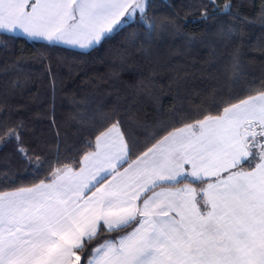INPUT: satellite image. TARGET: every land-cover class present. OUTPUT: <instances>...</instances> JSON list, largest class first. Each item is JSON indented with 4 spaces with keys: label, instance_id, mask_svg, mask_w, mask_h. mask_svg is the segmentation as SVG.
I'll return each instance as SVG.
<instances>
[{
    "label": "snow or ice",
    "instance_id": "1",
    "mask_svg": "<svg viewBox=\"0 0 264 264\" xmlns=\"http://www.w3.org/2000/svg\"><path fill=\"white\" fill-rule=\"evenodd\" d=\"M154 7L151 0H0V35L90 50L135 23L140 31L126 39H140L147 53L160 32L182 27ZM199 7L203 20L210 7L231 17L219 27L229 39L264 26V0L251 17L232 11V0L222 10L217 0ZM227 70L241 78L239 46ZM177 122L141 145L113 113L73 154L61 159L57 151L54 160L24 147L22 120L0 124V145L15 141L31 174L46 173L24 184L0 172V264H264V81Z\"/></svg>",
    "mask_w": 264,
    "mask_h": 264
},
{
    "label": "trees",
    "instance_id": "2",
    "mask_svg": "<svg viewBox=\"0 0 264 264\" xmlns=\"http://www.w3.org/2000/svg\"><path fill=\"white\" fill-rule=\"evenodd\" d=\"M151 2L158 17L182 27L179 33L160 32L147 53L139 50L140 39L134 44L126 39L140 31L135 23L89 51L0 35V124L22 120L25 148L46 160H54L59 151L64 159L104 116L116 113L144 145L152 135L159 138L173 126L181 127L179 116L197 107L211 109L230 92L246 95L264 81V26L257 22L244 29L241 39H229L219 27L231 17L210 7V18H200L199 6L208 0ZM224 2L217 0L221 10ZM260 3L232 0V11L251 17ZM237 46L242 76L233 81L227 68ZM17 80L20 87H14ZM15 149V141L0 145V172L8 171L18 183L38 182L46 173L33 176Z\"/></svg>",
    "mask_w": 264,
    "mask_h": 264
},
{
    "label": "crops",
    "instance_id": "3",
    "mask_svg": "<svg viewBox=\"0 0 264 264\" xmlns=\"http://www.w3.org/2000/svg\"><path fill=\"white\" fill-rule=\"evenodd\" d=\"M21 37H24V38H26L25 36H23V35H21ZM103 40V39H102ZM35 41H43V42H47V43H49L48 41H45V40H35ZM58 46H62V47H67V48H71V47H68V46H65V45H58ZM71 49H75V50H79V51H89V50H81V49H79L78 47L77 48H71Z\"/></svg>",
    "mask_w": 264,
    "mask_h": 264
}]
</instances>
